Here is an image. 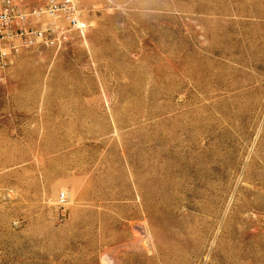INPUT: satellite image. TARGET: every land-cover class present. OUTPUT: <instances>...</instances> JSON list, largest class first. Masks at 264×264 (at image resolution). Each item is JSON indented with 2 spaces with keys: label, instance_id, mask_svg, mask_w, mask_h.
Segmentation results:
<instances>
[{
  "label": "rangeland",
  "instance_id": "1",
  "mask_svg": "<svg viewBox=\"0 0 264 264\" xmlns=\"http://www.w3.org/2000/svg\"><path fill=\"white\" fill-rule=\"evenodd\" d=\"M75 1L0 69V264H264V0Z\"/></svg>",
  "mask_w": 264,
  "mask_h": 264
},
{
  "label": "built area",
  "instance_id": "2",
  "mask_svg": "<svg viewBox=\"0 0 264 264\" xmlns=\"http://www.w3.org/2000/svg\"><path fill=\"white\" fill-rule=\"evenodd\" d=\"M25 1L0 0V69L8 67L22 47L33 44L59 47L66 40L69 29L81 31L84 28L75 0H35L21 9ZM44 15L62 19L68 27L62 28L54 21L43 24ZM58 198L65 201L67 194L61 191Z\"/></svg>",
  "mask_w": 264,
  "mask_h": 264
},
{
  "label": "bare ground",
  "instance_id": "3",
  "mask_svg": "<svg viewBox=\"0 0 264 264\" xmlns=\"http://www.w3.org/2000/svg\"><path fill=\"white\" fill-rule=\"evenodd\" d=\"M241 107H242V106H241ZM241 107H240V108H241ZM251 158H252V157H251ZM250 161H251V160H250ZM251 164H252V163H251ZM247 170H248V169H247ZM247 174H248V173H247ZM261 174H262V173H261ZM263 174H264V173H263ZM239 175H240V174H239ZM259 175H260V174H259ZM263 176H264V175H263ZM239 177H240V176H239ZM236 179H237V178H236ZM238 182H239V180H238ZM251 182H252V180H251ZM238 184H239V183H238ZM253 184H254V183H253ZM261 185H262V184H261ZM233 187L235 188V186H233ZM234 188H233V189H234ZM260 192H261V191H260ZM233 193H234V191H233ZM240 193H241V192H240ZM262 194H263V193H262ZM231 195H232V193H231ZM250 195L253 196L252 194H250ZM238 196H239V195H238ZM238 196H237L236 198H238ZM245 196H246V195H245ZM245 196H244V197H245ZM247 196H248V194H247ZM263 197H264V196H263ZM254 198H255V197H254ZM240 199H242V194H241V198H240ZM248 199H249V198H248ZM254 202H255V201H254ZM249 203H250V202H249ZM251 204H252V203H251ZM249 207H250V206H249ZM241 208H242V207H241ZM256 208H257V207H256Z\"/></svg>",
  "mask_w": 264,
  "mask_h": 264
}]
</instances>
